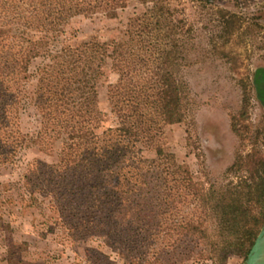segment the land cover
Returning a JSON list of instances; mask_svg holds the SVG:
<instances>
[{"label":"trees","instance_id":"16d2710c","mask_svg":"<svg viewBox=\"0 0 264 264\" xmlns=\"http://www.w3.org/2000/svg\"><path fill=\"white\" fill-rule=\"evenodd\" d=\"M129 1L0 0V166L18 158L27 138L20 115L31 104L39 148L60 150L54 163L30 162L22 181L72 239L95 238L128 264L245 259L264 222V158L239 154L227 180L206 187L165 149V127L187 120L193 97L178 76L177 42L163 32L164 7L134 14L119 40L60 41L73 17L114 19ZM108 65L118 76L108 89L117 123L101 137L97 86ZM255 85L264 99L261 74ZM246 117V106L232 116L236 133ZM238 171L247 175L228 181ZM27 250L13 244L7 263L53 264L27 260ZM86 253L115 264L97 249Z\"/></svg>","mask_w":264,"mask_h":264},{"label":"rangeland","instance_id":"374dc122","mask_svg":"<svg viewBox=\"0 0 264 264\" xmlns=\"http://www.w3.org/2000/svg\"><path fill=\"white\" fill-rule=\"evenodd\" d=\"M154 5H162L166 10L162 18L163 32L169 36L167 40L177 42L178 76L187 80L193 97L187 120L165 127L164 147L206 187L222 184L227 180L224 173L237 155L245 157L255 153L264 158V99L258 97L255 85L258 74L264 80V0H154L148 3L130 0L114 19L103 15L73 17L60 41L119 40L129 18ZM37 63L32 65L33 71ZM117 78L108 65L97 86L101 137L116 127L108 89ZM245 106L247 117L237 120L240 131L236 133L232 116H240ZM20 126L27 138L18 158L13 164L0 166V264H8L12 245L22 242L28 243L23 256L30 261L108 264L98 256L96 262L89 259L86 248H93L109 255L115 264H128L95 238L72 239L57 226L42 195L37 193V201L33 203L22 181L23 174L35 159L56 162L60 144L48 153L39 148L36 136L40 119L31 104L22 110ZM144 155L149 159L156 156L152 150ZM246 175V171L228 173V181ZM244 260L231 255L226 264H242ZM183 264L219 263L202 260Z\"/></svg>","mask_w":264,"mask_h":264},{"label":"water","instance_id":"95a60500","mask_svg":"<svg viewBox=\"0 0 264 264\" xmlns=\"http://www.w3.org/2000/svg\"><path fill=\"white\" fill-rule=\"evenodd\" d=\"M242 264H264V223Z\"/></svg>","mask_w":264,"mask_h":264}]
</instances>
